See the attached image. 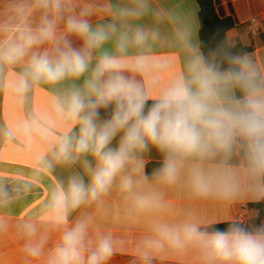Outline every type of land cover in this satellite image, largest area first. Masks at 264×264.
<instances>
[{"label":"clouds","instance_id":"obj_1","mask_svg":"<svg viewBox=\"0 0 264 264\" xmlns=\"http://www.w3.org/2000/svg\"><path fill=\"white\" fill-rule=\"evenodd\" d=\"M158 47L183 54L166 82L159 70L173 65L155 58ZM12 71L3 87L19 106L33 89L61 90L44 111L21 116L10 136L45 146L40 172L81 169L42 206L59 232L53 248L45 249L51 231L32 220L20 226L26 264H108L118 241L92 233L90 218L70 217L113 189L132 223L166 211L164 189L178 183L192 200H231L246 189L264 197V71L224 44L202 51L175 11L152 0H13L0 18V75ZM153 149L161 160L155 186L145 188ZM139 248L144 264L190 253L200 264H264V224L222 229L189 214L155 222Z\"/></svg>","mask_w":264,"mask_h":264},{"label":"crops","instance_id":"obj_2","mask_svg":"<svg viewBox=\"0 0 264 264\" xmlns=\"http://www.w3.org/2000/svg\"><path fill=\"white\" fill-rule=\"evenodd\" d=\"M12 2L13 0H0V18ZM106 2L107 0H96L98 4ZM112 2L116 3L118 0ZM152 3L156 8L175 11L190 28L193 42L201 48L200 6L197 0H152ZM214 3L221 18H232L235 23L226 33L228 45L248 48L245 55L264 71V0H214ZM101 18H104L103 14L92 19L95 22ZM154 55L155 58L165 59L173 65L171 69L159 70L163 73L162 82H166L182 67L183 54L178 49L158 47ZM14 75V71L0 75V199L9 201L0 205V264H26V238L21 233L20 226L32 220L40 226L42 232L51 231L47 219L41 216L42 206L58 182L66 181L73 171L81 170L79 166H58L54 171L40 172L38 157L45 146L39 143L29 144L10 136L9 128L21 116L44 111L49 105L50 97L61 90V86H41L33 89L24 98L23 105L19 106L3 87L6 80ZM62 130L58 128V132ZM144 159V175L147 178L144 187H153L155 181L149 179L147 166L153 162L160 163L161 155L153 149ZM234 164L239 165V161H234ZM262 199L263 197H257L254 192L246 189L231 200H192L183 184L178 183L164 189V200L170 206L166 211L132 223L125 218V202L121 194L113 189L99 204L82 207L73 212L70 221L88 217L91 220L92 233L113 235L118 241L117 251L108 264H144L139 246L151 235L155 222L177 224L192 214L201 221L214 225L232 221L248 224L259 215V211L251 205ZM58 236L59 232L51 231L45 245L46 251L54 247ZM32 264H43V261H33ZM151 264H200V261L192 253L182 257L160 254L152 259Z\"/></svg>","mask_w":264,"mask_h":264},{"label":"trees","instance_id":"obj_3","mask_svg":"<svg viewBox=\"0 0 264 264\" xmlns=\"http://www.w3.org/2000/svg\"><path fill=\"white\" fill-rule=\"evenodd\" d=\"M200 6L199 20H200V41L201 50L207 52L209 49L216 48L218 45H228L226 40V33L235 26L232 18H221L216 10L214 0H197ZM231 50L237 54L245 55L248 48L242 45L231 47ZM159 166L158 162L150 163L147 166V175L152 179V173L155 168ZM1 198V195H0ZM251 207L259 211V215L252 219L250 223L244 224L248 227H256L264 224V197L263 199ZM219 228H226L228 223L216 225Z\"/></svg>","mask_w":264,"mask_h":264},{"label":"built area","instance_id":"obj_4","mask_svg":"<svg viewBox=\"0 0 264 264\" xmlns=\"http://www.w3.org/2000/svg\"><path fill=\"white\" fill-rule=\"evenodd\" d=\"M253 21H255V20H253Z\"/></svg>","mask_w":264,"mask_h":264}]
</instances>
